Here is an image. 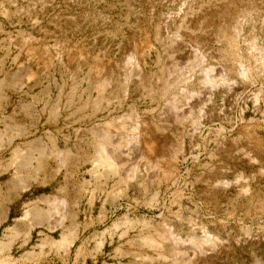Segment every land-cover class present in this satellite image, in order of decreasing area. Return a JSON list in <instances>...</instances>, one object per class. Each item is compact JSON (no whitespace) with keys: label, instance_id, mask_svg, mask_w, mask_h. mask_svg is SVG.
Segmentation results:
<instances>
[{"label":"rangeland","instance_id":"374dc122","mask_svg":"<svg viewBox=\"0 0 264 264\" xmlns=\"http://www.w3.org/2000/svg\"><path fill=\"white\" fill-rule=\"evenodd\" d=\"M262 68L264 0H0V264H264Z\"/></svg>","mask_w":264,"mask_h":264},{"label":"bare ground","instance_id":"6f19581e","mask_svg":"<svg viewBox=\"0 0 264 264\" xmlns=\"http://www.w3.org/2000/svg\"><path fill=\"white\" fill-rule=\"evenodd\" d=\"M234 6V5H233ZM236 7H237V5H236ZM234 9V8H233ZM234 13V12H233ZM240 16V15H242V11H236L235 13H234V15H233V17L231 18V22H229V26H227V30L229 31V34H228V40L230 41V43H234V39H235V37H237V36H235L236 35V33L238 32V31H241V30H239L240 28H239V25H238V16ZM238 18V19H237ZM205 21V20H204ZM241 22V21H240ZM240 25H241V23H240ZM209 27V26H208ZM224 33V32H223ZM226 36V35H225ZM97 68V67H96ZM102 69V68H101ZM96 70V69H95ZM97 70H98V68H97ZM99 71V73H100V70H98ZM97 71V72H98ZM204 73V72H203ZM239 77H241V76H243L244 75V73H243V71L240 69V68H237L236 69V72H235ZM262 73L264 74V68H262ZM95 74V73H94ZM210 74V73H209ZM204 76H205V74H204ZM206 78V77H205ZM204 80V79H203ZM254 80V79H253ZM207 81V80H206ZM205 82V81H204ZM213 83V81H211V79H210V83L208 82V84H210L209 86H211V84ZM214 83H215V81H214ZM242 84H243V82H242ZM213 85V84H212ZM216 85V84H215ZM220 85H225V83L224 82H222L221 81V83H220ZM226 86H228V88L229 89H231L232 87H236V86H239L238 85V83H231V84H226ZM210 89V88H209ZM137 142V141H136ZM148 144V143H147ZM153 145V144H152ZM151 144L149 145V148L148 147H145V151L147 150V149H150V146H152ZM148 146V145H147ZM147 148V149H146ZM152 148V147H151ZM152 149H150L149 151L150 152H153V150L151 151ZM102 152H103V154L101 155V156H99L98 158L101 160V161H103V162H108V163H115V161H117V159L116 158H114L113 157V152H112V154L111 153H107L105 150H102ZM148 152V151H147ZM149 154V153H148ZM151 155H152V153H150ZM98 158H96V159H98ZM98 162V161H97ZM117 163V162H116Z\"/></svg>","mask_w":264,"mask_h":264}]
</instances>
